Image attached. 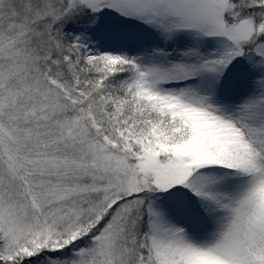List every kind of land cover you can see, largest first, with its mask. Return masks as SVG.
Returning a JSON list of instances; mask_svg holds the SVG:
<instances>
[{
    "label": "snow or ice",
    "instance_id": "1",
    "mask_svg": "<svg viewBox=\"0 0 264 264\" xmlns=\"http://www.w3.org/2000/svg\"><path fill=\"white\" fill-rule=\"evenodd\" d=\"M0 264H264V0H0Z\"/></svg>",
    "mask_w": 264,
    "mask_h": 264
}]
</instances>
